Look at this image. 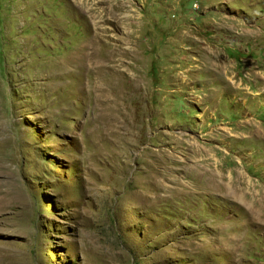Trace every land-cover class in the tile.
<instances>
[{"label": "rangeland", "instance_id": "1", "mask_svg": "<svg viewBox=\"0 0 264 264\" xmlns=\"http://www.w3.org/2000/svg\"><path fill=\"white\" fill-rule=\"evenodd\" d=\"M0 264H264V0H0Z\"/></svg>", "mask_w": 264, "mask_h": 264}, {"label": "bare ground", "instance_id": "2", "mask_svg": "<svg viewBox=\"0 0 264 264\" xmlns=\"http://www.w3.org/2000/svg\"><path fill=\"white\" fill-rule=\"evenodd\" d=\"M224 20H227L228 23L235 24V21L232 18H225ZM207 177L210 180V184L208 186L210 191L213 192L214 190H222V191L226 192V190H228L229 192H232V196L235 199L238 198L239 195H241V192H242L241 189H239L237 187L235 188L234 185H230V182H228V184L226 181L223 183L224 178L218 177L215 173H211V176H207ZM208 187H207V189H208Z\"/></svg>", "mask_w": 264, "mask_h": 264}]
</instances>
